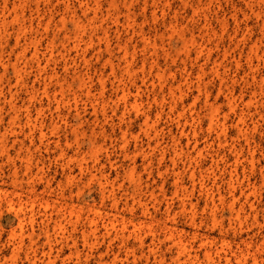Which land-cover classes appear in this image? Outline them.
<instances>
[{
    "label": "rangeland",
    "instance_id": "obj_1",
    "mask_svg": "<svg viewBox=\"0 0 264 264\" xmlns=\"http://www.w3.org/2000/svg\"><path fill=\"white\" fill-rule=\"evenodd\" d=\"M3 1L0 0V5ZM85 1L91 3V9L96 8L97 23L102 22L103 28L108 29L115 81L129 88L128 105L124 108L121 102L115 115L109 101L114 96V86H111L114 77L110 65L105 62L108 55L98 53L96 38L90 43L85 37L86 41H82L79 48L72 45L63 48L61 39L65 30L73 28L72 16L87 20L79 0H21L20 4L17 0H7L5 15L9 13L8 21L0 25V264H97L100 258L110 261L114 255L119 257L116 264H136L133 263L131 243L121 244L120 238L100 239L89 251L78 237L80 227L73 231L68 225L70 234L75 232L77 235L75 244L71 240L60 243L58 237L48 243L41 212L33 222L22 220L29 214V204L32 201L39 204L41 199H48V211L53 213L58 206L78 211L91 205L110 212V202H100L97 180L88 179L89 174L81 177L75 158L82 156L100 180L107 178L114 185L124 183L128 192L132 182L139 180L141 197L154 217V227L167 219L168 225L184 240L190 239L193 233L198 239L207 238L206 248H210L216 261H208L202 248L197 264H216L218 260L219 264H227L224 254L230 258L228 264H238L233 254L246 248L255 254L256 264H264V0H115L117 7L113 6L112 0H94L98 3L96 7L93 0ZM13 2L19 4L18 21H12ZM128 9L132 18L130 26L126 24ZM93 14L90 10L88 16L93 17ZM61 16L67 18L66 29L61 25ZM40 18L49 20L48 31L45 26L34 24L33 29L27 30L26 37L41 43L37 46V54L45 68L44 75H53L44 83L43 76L36 75L37 63L31 55L33 47L22 54L24 40L16 43L15 39L19 22L28 24L30 20L36 22ZM140 30L148 38L147 50L143 48ZM97 33L101 35L102 31L99 29ZM53 36L54 50L49 57V52L45 51L46 43ZM130 36L134 39L128 42ZM192 38L201 42L203 48L196 53L197 46H190L191 52L187 56L184 50ZM118 41L129 44L126 59L130 65L132 61L135 64L132 69L135 83L123 70L126 61L117 47ZM255 41L258 57L254 56V64L250 66L247 53ZM141 56L155 59L165 71L161 83H151L156 67L153 64V73L145 79L147 87L143 85L139 68ZM88 64L90 68L86 72ZM101 72L111 79L106 81L103 97L108 102L104 111L108 118L101 108L95 115L91 98L77 82L78 75H90V96L97 95ZM44 84L48 85L47 94L43 93ZM169 87L178 92L173 101H170ZM61 89L65 90L66 99L56 108L52 93L56 91L60 96ZM153 92L158 93L155 101H152ZM171 103L176 106L173 110ZM232 106L235 107L231 109ZM148 109L158 130L155 150L148 149V143L155 144L147 142L143 132L144 115L140 111ZM212 109L215 110V121H218L210 129L208 117ZM241 109L244 110L243 127L246 129L243 134L235 127ZM181 113L183 115L177 121L176 115ZM28 115L37 118L39 126L32 128L26 123ZM183 124L187 135L181 136L180 144L186 147L187 140L192 141L188 157L195 170L193 180L188 171L191 166L187 168L186 164L183 168L185 156L181 158L180 155L175 167L170 160L174 157L172 137L178 136ZM222 124L225 126L221 133ZM41 130L46 133L44 137L40 136ZM123 132L127 143L122 139ZM91 139L99 147L97 161L90 151ZM194 142L196 147L192 150ZM124 144L126 146L122 148ZM161 148L168 149L163 162L158 165V149ZM173 171L180 173L193 212L179 207L181 195L175 194ZM129 172L133 173V180L128 178ZM69 176L74 180L69 181ZM231 177L235 187V207L242 211L240 221L233 219L229 212L232 195L228 183ZM161 184L163 192L158 188ZM32 185L33 193L29 191ZM149 189L154 190L156 200L150 199ZM121 194L122 191L118 193L121 196L119 214L133 222H142L141 206L136 205L129 212L123 205L125 195ZM166 207L170 208L173 218H167ZM20 221L25 225L22 232L18 229ZM145 221L149 224L150 220ZM51 226L52 222L50 230ZM146 230L145 227L141 229L142 232ZM249 241L252 243L248 246ZM49 246L52 255L57 257L53 263L47 262L43 252ZM163 248L161 246L160 251ZM218 251H221V259L216 256ZM166 257L164 264H174L170 253ZM153 260L150 257L147 264H155ZM144 263V259L137 262ZM247 264H253L251 256Z\"/></svg>",
    "mask_w": 264,
    "mask_h": 264
},
{
    "label": "bare ground",
    "instance_id": "obj_2",
    "mask_svg": "<svg viewBox=\"0 0 264 264\" xmlns=\"http://www.w3.org/2000/svg\"><path fill=\"white\" fill-rule=\"evenodd\" d=\"M68 1V0H65ZM17 2L20 4L21 0H17ZM81 6L84 7V13H85V18L87 19L86 21H84V19L82 17L73 15L71 18V23H72V29L71 30H65L64 31V35L62 36V41H63V48H66L67 46L72 45L71 47H75V48H79V45L81 44L82 41H86L85 37H87V41H89L90 43L93 42L94 37L97 40V44H98V53L99 54H107L108 56L105 57V62L108 63V65H110V70H111V74L113 75L114 78H112V80L110 79L109 76L105 75L103 72H101L98 76V81H99V91L97 95H91L90 93L92 92L91 89V80L92 77L90 75L85 76L83 75H78L77 76V82L79 84V86L81 87V90L84 89L86 92V95L89 96L91 99V107H92V111L95 113V115L98 113L99 108L102 109L103 111V115L105 116V118H108L107 114L104 112L105 111V106L108 104V102L104 100L103 97H105V93H106V81L108 82L109 80H111V86H114V96L110 97L109 101L113 104L112 107V111L115 115V109L118 108L119 104L122 102L123 107L126 108V106L128 105L129 101L127 99V92L129 90V88L127 87V85L123 84L120 85L117 83V81H115V64L112 61V56H111V48H110V43L108 42V29H104L103 28V23L99 22L97 23L96 19H97V14H96V8H92L91 9V3L85 1V0H79ZM94 5L95 7L98 6V3L96 1H94ZM111 3L115 4V0H112ZM19 4H17L16 2H13V6H12V10L14 11V16L12 17V21H18V13H17V8L19 6ZM0 25H4L8 20V16L9 13L7 15H5V10H7L8 8V3L7 0H4L3 3H1L0 5ZM117 7V6H116ZM69 9V7L67 8ZM90 10H93L95 14H93V17L88 16V13ZM127 14H126V21H127V25L130 26V20H132V18L129 15V9L127 10ZM259 14V13H258ZM67 18H65L64 16H61L60 18V22L61 25L63 26V29H66V24L65 22ZM87 22V23H85ZM115 22L119 23L118 18H115ZM34 24L36 26H45L44 29L45 31H48V27L50 25L49 20L45 21L44 19L40 18L38 19L36 22H34L33 20H30L28 22V24L20 23L15 31V39H16V43L17 42H21L22 40H24L23 46L21 47L20 53L25 54L29 52V47H33V53L31 54L33 58L36 59V63H37V67H36V75H41L43 76L42 79V83H44L46 81V79H50L52 78V74L51 73H46V75H44L45 73V68L44 66L41 65V60L37 54V46L41 45V43L38 44L37 39H31V38H27L26 37V32L28 29H33ZM102 31V34L99 35L97 33L98 30ZM91 31V32H89ZM86 33H88L86 35ZM96 34V35H95ZM143 34V30H140V36L143 42V48H146L145 50H147L148 48V38ZM132 39H134L132 36H130L128 38V42H131ZM128 42H126V44H123L122 42L118 41L117 42V47L119 49L122 50V54L125 57V61L126 64L123 68L124 72L129 76L130 80H132V83H135V75L132 72V69H134V62H130L131 65L128 63V59L127 58V54H128V47L129 44ZM261 43V42H260ZM46 45L48 46L45 51L49 52V57H52V52H53V46H54V36L48 40V42L46 43ZM156 46V44L154 43L153 48ZM190 46H197L195 48V52L199 53L202 51L203 45L201 42H199L197 39L192 38L189 41V46L185 47V53L187 56H189L191 50H190ZM257 43L252 42L251 46L249 47V51L247 53V61L249 63L250 66H253L254 64V56H257ZM43 54V53H42ZM44 56V54H43ZM165 56L169 57V53L165 52ZM260 59V58H258ZM46 61V58H45ZM153 64H155V73L153 75H151L154 71L153 69ZM120 63L117 64V66H119ZM104 67H106V65H103ZM89 64L86 65V69L84 71L87 72V70H89ZM141 72H142V77H141V81L143 83V85L145 87H147V85L145 84V79L151 75L152 76V81L151 83L154 84L155 81H158L159 83H161L164 78H165V71L161 70L160 67L158 66L157 62L154 60H149L148 58H146L145 56H141L140 59V66H139ZM217 72V70H216ZM104 77H107V79H105ZM200 78V73H197V79L199 80ZM76 77L73 79L75 80ZM72 80V82H73ZM150 85L153 87L154 85L151 84ZM69 86H71V84H68ZM47 84H44L42 89H43V93L47 94ZM61 87H63V85H61ZM83 87V88H82ZM69 88V87H68ZM139 88V87H137ZM141 89V88H140ZM139 89V90H140ZM64 89H61L60 91V96L57 95L56 91H53L52 93V99L53 101L56 103V108H58V105L60 103H64L65 102V95H64ZM178 91H180V89L178 88ZM168 93H169V97H170V101H173L176 97L178 92L176 91V89H173L171 87L168 88ZM158 93L153 92L152 94V101L156 99L155 96ZM100 99V100H99ZM76 102V100H74ZM164 100L163 98H161V104H163ZM136 103V101H135ZM137 104V103H136ZM138 105V104H137ZM235 106H232V108H234ZM176 106L171 103V110L175 109ZM216 109V108H215ZM217 110V109H216ZM141 113H143L144 115V128H143V132L145 133L146 137H147V142L148 141H153L155 146H152L150 143L147 144L148 149L150 150H155V148L158 147V130H157V125H156V121L155 118H152V116L150 115V110H144L143 112L140 111ZM184 113V112H183ZM183 113L176 115L177 116V121H179V118L182 117ZM123 115V114H122ZM15 118V117H13ZM112 118V116H111ZM97 117L95 116L94 120L97 121ZM209 128H213L215 127V121L216 117H215V110L212 109L211 112H209ZM26 123H28L32 128H36L37 126H39L40 122L38 121L37 118H33L32 116L28 115L27 116V120ZM244 110L241 109V112L238 114L237 116V120H236V124L235 127L237 129L238 133H245L243 132L244 130ZM223 126H225V124L221 125V133L224 132ZM55 128V126H54ZM180 133L178 134V136L176 137H172V154H173V158H170L172 165L175 167V164L177 162V159L181 158L182 156L186 157V161L185 163L182 162L183 164V168H185L184 166H186V164L188 165L187 168H190V166L192 165V161L189 160V154H190V150H189V145L192 142L190 139L187 140L186 143V147H184L183 145L180 144V139L181 136L183 135H187V133L185 132V124H183L182 126L180 125L179 128ZM85 134V133H83ZM46 135V133H44L42 130L40 131V136L44 137ZM78 135H76V138ZM126 133L123 132L122 134V139L124 141V143H127V139L125 138ZM194 137V135H193ZM125 144L122 146V148H125ZM196 147V143L194 142L192 145V150H194V148ZM168 148H161L158 149V152L160 153V159H158V165H160L164 159V156H166V151ZM99 150V147H97L95 141L93 139H91V144H90V151L92 152V155L95 157V161H97V157L96 154ZM200 154V153H199ZM144 157H147V155H144ZM71 160H73V157H71ZM195 160V158H194ZM75 161L77 162V167L79 170V173L81 175V177L85 176L86 174L90 175V180H97L98 184H99V194H100V202L103 204L105 201H109L110 202V212H106V211H102L100 209H98L96 207V205H91L86 206L85 208H81L78 211H75L74 209L70 208L68 209L67 207H63V206H58L56 207V212L53 213L52 211H48L49 208V201L48 199H41V201L39 202V204H36L35 201H32L29 204V207L27 208L28 210V216L27 218H23L22 220H26L29 222H33L35 220V217L38 213L41 212V216L43 218L42 221V225H43V232L45 234L46 240L48 243L51 242L52 239L58 237L60 239V243H67L69 240H71L73 242V244H75L77 242V235L75 234V232H71L68 230V225H70L72 227L73 231H77V228L80 227V233L78 235V237L81 239V241L84 243V245L88 246V250L91 251V249L99 243V240H105L106 238H111V240H115L120 238V242L121 244H128L131 243L132 249H131V253L133 256V263H136L138 261H140L141 259H144L145 263L147 264L148 260L150 259V257H152L154 260L155 264H164L166 263V254L170 253L171 254V260L174 264H181V263H186V264H197L198 258H199V254L198 252L204 248L203 253L204 256L208 259V261H216L214 260V256L213 253L210 251V248H206L208 240L207 238L205 239H198L197 238V234L193 233L192 237L188 240H184L183 237L180 235L179 232H177V230H175L174 228L170 227L168 225V223L165 221L156 224L157 228L154 227L152 225V220L154 219V217L152 216V214L149 211V208L147 207V203L143 202L142 197H141V193H140V189H141V183L139 180L132 182L131 184V190L128 192V188H124V183H115L112 184L109 182V180L107 178H104V180H100L99 177L96 176L95 173H93L89 166L87 165V162L85 160V157L82 156L80 158H75ZM176 161V162H175ZM166 169H167V165ZM147 167V166H146ZM165 169V170H166ZM26 170L30 171L29 166H26ZM188 170V169H187ZM191 170V171H190ZM189 171V176L190 178L193 180L195 177V170L192 169V166L190 168ZM86 172V173H85ZM161 173V172H160ZM159 173V174H160ZM179 171L174 172L173 171V178H174V183H175V194L176 196L181 195L180 198H178L179 201V207L181 208V210L183 211H189V212H193L191 211V207L193 206L191 204V202H189L187 200V189L182 186L183 185V181L182 178L179 175ZM128 178H130L131 180H133V173L129 172L127 174ZM74 179H72V177L69 176V181H72ZM79 180H81V178H79ZM165 182V181H164ZM49 182H47L48 184ZM229 187L231 190V201L229 202L228 206H229V212H230V216L237 220L240 221L241 220V209H236L235 207V196H234V182L233 179L231 177L230 181H229ZM195 187V183L192 181V190H194ZM158 188L163 192V184H161L160 186H158ZM31 193L34 192V186H31V189L29 190ZM122 191L123 194L121 195H125L124 199L125 201L123 202V205L125 206V208L129 211L132 212L135 208L136 205L141 206L142 209V214H143V218L142 222L137 221V222H133L132 220H128L126 219V217L124 215H120L119 212L117 211L119 204L121 203V196H118V193ZM148 195L150 197L151 200H156L157 196L154 192L153 189H149L148 190ZM20 197V195H18ZM62 196V194H61ZM247 196V194H245V197ZM131 199V204H129ZM221 200H223V197L221 196L220 198ZM169 206V205H167ZM189 206V207H188ZM55 207V206H54ZM190 208V209H189ZM115 211V213L113 212ZM84 212V213H83ZM166 215L167 218L170 217V208L166 207ZM173 216H175V214H173ZM173 218V217H170ZM145 219H149V224H147V221H145ZM52 222V226L51 229H49L50 223ZM241 223V222H240ZM132 226V228L130 229L129 226ZM24 223L20 221L18 229L20 232H22L24 230ZM145 227L147 228L146 231L142 232L141 229ZM12 234H15V230L12 232ZM130 239H132V242H129ZM148 240V241H147ZM197 243V246L195 248V244ZM252 241H249L248 243H246L248 246L251 245ZM161 246H164V248L160 251ZM147 248L146 251H144V248ZM221 251L224 252L225 248L222 246L221 247ZM218 251L216 253V256L220 258V252ZM44 252V256H46L47 258V262L48 263H53L56 260V256L52 255V247L49 246L47 251H43ZM88 252V251H87ZM138 253V255H137ZM79 254V253H77ZM233 256L236 259V262L238 264H247L248 262V257L251 256L252 257V262L253 264H256L257 262V258L255 256L254 253H251V251L249 250V248H246L244 251L241 252H237L236 254L234 253ZM181 257H183V260L181 261ZM224 260L225 263L228 264V262H230V258L228 256H226L224 254ZM119 259L118 255H114L113 258L110 261H105L104 259H99V261L97 262V264H116L117 260ZM218 260L216 262V264H219Z\"/></svg>",
    "mask_w": 264,
    "mask_h": 264
}]
</instances>
